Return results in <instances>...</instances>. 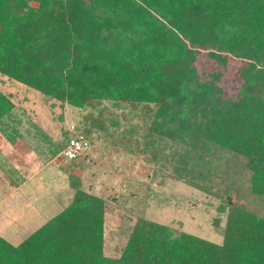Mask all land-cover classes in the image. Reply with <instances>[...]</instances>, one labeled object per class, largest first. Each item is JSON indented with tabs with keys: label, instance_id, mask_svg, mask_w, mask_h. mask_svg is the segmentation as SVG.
<instances>
[{
	"label": "trees",
	"instance_id": "trees-1",
	"mask_svg": "<svg viewBox=\"0 0 264 264\" xmlns=\"http://www.w3.org/2000/svg\"><path fill=\"white\" fill-rule=\"evenodd\" d=\"M231 58L244 62L236 95ZM0 73L78 108L155 104L150 136L177 146L176 177L209 190L216 161L234 154L264 197V0H0ZM13 108L0 89V124ZM71 184V203L22 244L0 236V264H264V217L229 192L222 244L140 218L109 257L104 199Z\"/></svg>",
	"mask_w": 264,
	"mask_h": 264
},
{
	"label": "rangeland",
	"instance_id": "rangeland-1",
	"mask_svg": "<svg viewBox=\"0 0 264 264\" xmlns=\"http://www.w3.org/2000/svg\"><path fill=\"white\" fill-rule=\"evenodd\" d=\"M243 63L230 59L224 80L229 95L241 87ZM201 64L213 69L206 58ZM0 89L14 103L0 124L1 180L21 184L28 171L32 178L26 193L45 185L70 203L72 177H78L82 189L104 199L106 256L121 255L140 218L168 225L176 234L188 232L222 244L230 204L225 212L219 207L227 204V192L233 203L264 217V197L252 193L251 172L241 156L216 161L209 190L176 177L169 155L177 146L159 133L150 136L155 104L92 100L78 108L1 73ZM81 135L89 146L71 159L68 140ZM3 204L5 208L9 202Z\"/></svg>",
	"mask_w": 264,
	"mask_h": 264
},
{
	"label": "crops",
	"instance_id": "crops-1",
	"mask_svg": "<svg viewBox=\"0 0 264 264\" xmlns=\"http://www.w3.org/2000/svg\"><path fill=\"white\" fill-rule=\"evenodd\" d=\"M23 176L27 180L16 185H9L0 178V236L14 246L22 244L71 203H64L63 195L45 185L31 187L26 193L32 174L26 171ZM4 202H9L8 207H2Z\"/></svg>",
	"mask_w": 264,
	"mask_h": 264
},
{
	"label": "built area",
	"instance_id": "built-area-1",
	"mask_svg": "<svg viewBox=\"0 0 264 264\" xmlns=\"http://www.w3.org/2000/svg\"><path fill=\"white\" fill-rule=\"evenodd\" d=\"M68 145L71 148L69 150V158L75 159L81 156V153L86 151L89 146L88 140L84 136L72 137L68 140Z\"/></svg>",
	"mask_w": 264,
	"mask_h": 264
}]
</instances>
